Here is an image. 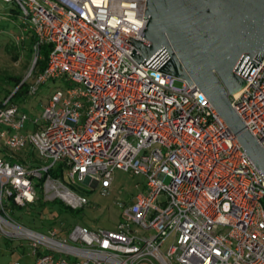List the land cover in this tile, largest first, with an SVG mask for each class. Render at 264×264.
Wrapping results in <instances>:
<instances>
[{
  "label": "built area",
  "instance_id": "obj_1",
  "mask_svg": "<svg viewBox=\"0 0 264 264\" xmlns=\"http://www.w3.org/2000/svg\"><path fill=\"white\" fill-rule=\"evenodd\" d=\"M0 1L28 20L35 55L50 47L29 94L49 79L73 83L50 96L31 132L18 105L0 104L9 152L0 156V230L29 240L34 264H264V174L194 84L177 87L130 56L131 38L148 44L145 0ZM257 63L229 101L264 148V59ZM26 147L35 161H16ZM115 170L145 179L115 231L76 225L45 235L12 216L11 205L33 204L40 189L44 201L82 209L89 200L71 185L109 195Z\"/></svg>",
  "mask_w": 264,
  "mask_h": 264
},
{
  "label": "water",
  "instance_id": "obj_2",
  "mask_svg": "<svg viewBox=\"0 0 264 264\" xmlns=\"http://www.w3.org/2000/svg\"><path fill=\"white\" fill-rule=\"evenodd\" d=\"M145 1L141 36L148 44L131 38L135 51L130 56L146 68L194 84L264 174V148L229 101L264 59V0Z\"/></svg>",
  "mask_w": 264,
  "mask_h": 264
},
{
  "label": "rangeland",
  "instance_id": "obj_3",
  "mask_svg": "<svg viewBox=\"0 0 264 264\" xmlns=\"http://www.w3.org/2000/svg\"><path fill=\"white\" fill-rule=\"evenodd\" d=\"M5 1H0V101L13 91V83H5L2 78L5 76L20 77L26 82L28 87L34 85L37 76L32 72L35 60V53L28 49L30 33L25 31L19 24L20 19L8 17V8L12 7ZM29 23L28 20H25ZM182 81H175V86H182ZM73 83L65 79H49L41 84L35 95L28 96L21 102L13 99L20 109L26 114L24 131H34L41 125V115L50 96L57 90H65ZM2 126L0 125V131ZM4 139L0 138L1 157L8 156L9 152L3 148ZM28 154L35 161L36 154L26 147L19 155ZM168 182V181H166ZM145 179L142 176L133 175L123 170L113 172V182L109 195H103L99 188H92L86 183L77 182L71 187L81 192L89 200V204L75 212L57 213L54 208H45L37 215L39 208L14 209L11 211L17 223L32 231L47 235L49 224L54 222V226L59 228L62 225L63 236L70 231L73 226L79 225L90 230L115 231L121 221L123 210L129 205L133 196L138 194ZM72 211V210H71ZM61 224V225H60ZM170 243L168 242L164 248ZM44 253V247L37 250ZM37 254H33L31 242L26 239L11 238L0 230V264H34Z\"/></svg>",
  "mask_w": 264,
  "mask_h": 264
},
{
  "label": "trees",
  "instance_id": "obj_4",
  "mask_svg": "<svg viewBox=\"0 0 264 264\" xmlns=\"http://www.w3.org/2000/svg\"><path fill=\"white\" fill-rule=\"evenodd\" d=\"M7 13H8L7 14L8 17H11V18L14 19V22H16V21H18V19H20V21L22 23H20L19 25L25 31H28L31 34L30 37H29V42H28V49H29L30 52H32V53L34 52L35 53V50H34V46H35V43H36L35 36H34L33 32L28 28L26 23L23 21V17L21 15L19 9L17 7H15V6L9 7ZM49 52H50V47L49 46H47V45H39L38 46V50H37V53L35 55L36 58H35L34 66H33V70H32V72L35 73L36 76H38L40 73H42L45 70V68L47 66V58H48ZM2 80L5 83L12 82L13 84L12 83H10V84L13 85V91L8 92L7 95L2 99V101H0V104H2L4 102V100H6L8 98H9L10 102L16 104L15 102H13V99H16V100L22 102L26 98V95L33 96L36 93L35 92L34 94H29L31 87H28L27 83L25 81L23 82L22 78H20V77L5 76V77L2 78ZM0 153H2L1 149H0ZM4 157H7V156H4ZM14 158H15L16 161L21 162V163H26V162L30 161V159L27 158L25 155L21 156L19 154H16V155H14ZM51 174L53 176H60V174H61V166L58 165L56 167V169L51 171ZM42 194L43 193H42L41 189L38 190L37 198H36V200H35V202L33 204L26 205V206H23V207H15V206L11 205L10 207H11L12 211L14 209L27 210L29 208H39V211H37V215H38L39 218H40V216H39L40 213L45 208H49V207L54 208L57 213H61V212H75V211L79 210V209L72 210V209L68 208L66 205H64L59 200L44 201ZM12 216H13V214H12ZM14 220L17 221L15 218H14ZM49 226L50 227H56V226H54V222L49 224ZM63 229L64 228H62V225L59 226V228H58V230L60 231L61 236H63ZM65 231H66V233L68 232V230H65Z\"/></svg>",
  "mask_w": 264,
  "mask_h": 264
}]
</instances>
